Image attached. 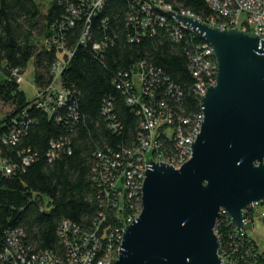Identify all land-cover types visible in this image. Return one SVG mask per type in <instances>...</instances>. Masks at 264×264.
<instances>
[{"label":"trees","instance_id":"16d2710c","mask_svg":"<svg viewBox=\"0 0 264 264\" xmlns=\"http://www.w3.org/2000/svg\"><path fill=\"white\" fill-rule=\"evenodd\" d=\"M96 1L52 0L44 12L37 0H0V101L12 106L0 117V158L11 168L0 171V264H26L22 257L46 251L66 263L63 223L93 230L102 223L100 230L114 237L105 250L115 259L122 224L140 207L139 189L126 192L123 173L135 169V151L149 134L140 106L128 101L125 82L133 71L148 76L146 103H164L177 132L188 133L201 114L192 65L204 39L161 7L150 14L145 0ZM158 1L203 20L215 14L205 0ZM32 58L36 87L63 92L64 104L59 95L39 103L20 88ZM57 61L65 64L59 75ZM169 132L163 126L157 139L171 161L181 151L176 132ZM245 214L253 217V210ZM216 229L230 244L234 226L227 215ZM9 239L13 255L6 257ZM235 252L236 264H264L255 240Z\"/></svg>","mask_w":264,"mask_h":264},{"label":"water","instance_id":"95a60500","mask_svg":"<svg viewBox=\"0 0 264 264\" xmlns=\"http://www.w3.org/2000/svg\"><path fill=\"white\" fill-rule=\"evenodd\" d=\"M167 13L213 48L216 83L201 97L191 157L179 168L148 159L142 209L114 264H225L215 231L223 211L240 230L264 200V37Z\"/></svg>","mask_w":264,"mask_h":264},{"label":"built area","instance_id":"2783aa9c","mask_svg":"<svg viewBox=\"0 0 264 264\" xmlns=\"http://www.w3.org/2000/svg\"><path fill=\"white\" fill-rule=\"evenodd\" d=\"M205 1L209 5V7L215 12V14L209 16L206 20H203L200 16L195 15L190 11L175 10L171 5L162 4L158 0H145L144 2L148 5L149 7L148 12L150 14L152 13V8L158 6L161 7V9L165 12L174 11L182 15L194 17L199 21H202L212 27H217L221 29L236 28L251 35H256V36L258 35L260 37H264V0H205ZM101 3L102 0H97L94 5L100 6ZM174 20L181 27L196 32L186 23L176 20L175 18ZM64 65L65 64L60 62L55 64L54 67L57 71V75L61 74ZM217 68L218 65L214 54V50L204 40V44L202 45V50L194 56L193 65H192V74L197 79L195 88L201 97L205 94L208 86L216 83L217 72H218ZM136 75H140L141 77L140 78L141 84L139 87L134 81V76ZM147 77L148 76L145 75L143 72L133 71L130 80H127L125 82L129 92H131V94H128V101L133 105L140 106V111L144 116L143 127L145 130L149 131V134L146 137H144L145 139L144 138L142 139L141 149L138 148L135 151L134 155L138 156L135 159L137 160V163L135 164V169L128 170L123 173V178L124 176H126L125 178L127 184L124 185L126 192H128L133 188L132 185H134L136 189H139L140 207L137 210L138 215L140 214L142 209L141 196H142V185L145 176L146 164L148 159L152 157V155L149 156V154L151 153L153 154L157 152L159 153V155L162 156L160 151L161 143L157 139L158 136L160 135L159 133L160 128H162L163 126L166 127L168 126V132L170 131L169 129L172 130V133L169 132L170 134H173L174 131L176 132L175 135L178 142L177 145L181 151L180 157L176 160H171V161L168 160L167 158H164L163 156L162 158L164 159L163 161H166L174 165L175 167L179 168L184 162H186L191 157L192 148L190 146V143L195 141L197 134L201 129L202 121L204 119L203 112L201 111V114H199L197 118L194 120V127L192 130H190L188 133L185 134L181 129H178L177 132L175 127L173 128L174 122H173V116L170 113L171 111L168 108L166 109V105L164 103H160V105H154V104L148 105L146 103V94L148 91ZM19 81L21 82L20 75H19ZM36 89H37L36 101L39 103H43L47 101L49 103H51V101L53 102V95H57V96L59 95L58 104H64V101L66 100L65 94L63 92L52 93L44 90L41 91L37 87ZM52 89L53 88H51V90ZM151 96L155 98L154 94ZM49 103L46 104L50 106ZM185 122L189 124L190 120L186 119ZM113 166H115V164ZM4 169H6V173H10L11 171V168L6 166V164L3 162L0 164V171ZM111 190L113 192H116L115 194L118 195L121 193L120 188L117 187L112 188ZM107 196L110 198L112 196V193H107ZM259 203L260 202L255 203L251 207V209L253 210V214H252L253 217L255 216V211L257 212L256 206L259 205ZM135 208H137V206H135ZM223 215H227L225 211H223ZM133 219L135 218L130 217L127 223L122 224L119 246L122 240L125 226H128L133 221ZM244 222H245L244 226L240 230H238L231 223L234 226V233L230 235V239H229V241H231L230 244H227V246H225L224 242L222 243L220 241L221 243L220 255L222 256L225 264H236L235 259L233 258V256L236 253L235 251L239 249L240 246H244L247 243L250 244L252 243V237L247 229V226L250 223H248L249 221L247 220V218H245ZM101 226L102 223H96L95 228L93 230V229H82L75 223H63V227L61 229L60 234L62 236L64 245L67 248V256L65 261L66 263H64L63 260H61L59 257L55 256V254H52L49 251H46L41 255H32L31 260H27L22 257L21 262L26 264H92V262L96 258V253L98 252L97 257L99 256V258L97 259L96 264H114V261L118 256V252H117V256L113 260V254H111L112 252L110 250L108 251L105 250L106 245H108L107 241L113 242L114 237L112 234L109 235L108 228H102V230H100ZM215 231L220 239L216 227H215ZM13 244L14 241L9 239V244L4 249V255L6 257L13 255L11 249V246ZM119 246H118V250H119ZM228 246L231 247L228 249ZM101 252L102 255L99 254ZM249 252L250 250L248 251V249L246 248V252L244 253L245 257H248Z\"/></svg>","mask_w":264,"mask_h":264},{"label":"rangeland","instance_id":"374dc122","mask_svg":"<svg viewBox=\"0 0 264 264\" xmlns=\"http://www.w3.org/2000/svg\"><path fill=\"white\" fill-rule=\"evenodd\" d=\"M52 0H37V2L40 5V8L42 11H46V9L50 6ZM140 75L134 76V81L138 85V87L141 84L140 80ZM20 88L25 91L27 97L29 99H35L37 98V89L35 85V64H34V58H32L25 71L21 75V83H20ZM12 106L9 104H5L0 101V117H2L4 114H6L8 111H11ZM156 161H163L164 159L162 158L159 153L155 152L152 154V157H150ZM0 162L3 163L4 161L0 158ZM0 163V164H1ZM136 209V208H135ZM255 211V216L250 217L249 215H246L245 218L249 221L250 223L247 226V229L249 231V234L252 237V242L254 243V240L256 243L259 245L261 249L264 250V222L262 220L263 215H264V205L259 203V205L256 206ZM138 216L137 209L135 212H133L131 217L136 218ZM233 255V254H232ZM235 258V257H234Z\"/></svg>","mask_w":264,"mask_h":264}]
</instances>
